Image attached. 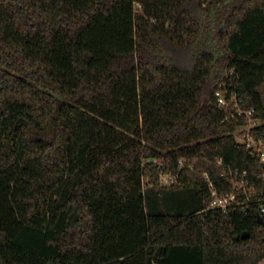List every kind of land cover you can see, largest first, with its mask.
Wrapping results in <instances>:
<instances>
[{
	"label": "trees",
	"instance_id": "16d2710c",
	"mask_svg": "<svg viewBox=\"0 0 264 264\" xmlns=\"http://www.w3.org/2000/svg\"><path fill=\"white\" fill-rule=\"evenodd\" d=\"M207 1L0 0V264L264 260L204 177L261 168L214 91L264 120V0L216 36Z\"/></svg>",
	"mask_w": 264,
	"mask_h": 264
},
{
	"label": "built area",
	"instance_id": "2783aa9c",
	"mask_svg": "<svg viewBox=\"0 0 264 264\" xmlns=\"http://www.w3.org/2000/svg\"><path fill=\"white\" fill-rule=\"evenodd\" d=\"M232 72V70H230ZM218 104L231 106L226 117H240V122L232 131L234 138L245 145L248 150L259 158L261 168L254 174L247 169L227 168L221 173L225 182H230V190L220 191L208 173L204 177L208 182L211 200L210 208L227 213L230 210L247 212L256 208L257 214L264 219V120L256 114L254 107L244 108L240 105L236 93L218 87L214 91ZM218 163H222L218 159ZM178 180L177 173L168 171L160 175V183L170 185Z\"/></svg>",
	"mask_w": 264,
	"mask_h": 264
},
{
	"label": "flooded vegetation",
	"instance_id": "af4514ba",
	"mask_svg": "<svg viewBox=\"0 0 264 264\" xmlns=\"http://www.w3.org/2000/svg\"><path fill=\"white\" fill-rule=\"evenodd\" d=\"M240 1L245 3L247 0H213L210 13L215 23L217 24L218 22L225 20L229 7L232 4H238Z\"/></svg>",
	"mask_w": 264,
	"mask_h": 264
},
{
	"label": "water",
	"instance_id": "95a60500",
	"mask_svg": "<svg viewBox=\"0 0 264 264\" xmlns=\"http://www.w3.org/2000/svg\"><path fill=\"white\" fill-rule=\"evenodd\" d=\"M212 1H213V0H209V1H207L206 5H205L206 9H207L209 12H211V9H209V4L212 3ZM216 1H217V0H216ZM242 3H243V1H240L238 4H232V5L229 7V9H228V13H227L226 16H225V19H227V18L231 15V13H233V11H234V9H235L236 7L241 6ZM216 32H217V29L215 30V34H216ZM257 220H258V222H259L262 226H264V219L261 218V216H258ZM247 236H248V232H247V231H244V232H242L240 235H235V238H239V237H241V238H245V237H247Z\"/></svg>",
	"mask_w": 264,
	"mask_h": 264
},
{
	"label": "rangeland",
	"instance_id": "374dc122",
	"mask_svg": "<svg viewBox=\"0 0 264 264\" xmlns=\"http://www.w3.org/2000/svg\"><path fill=\"white\" fill-rule=\"evenodd\" d=\"M205 5H206V3H205ZM211 6H212V3L209 4V9H211ZM219 26H220V22H218V23L216 24V28H215V30L217 29V32H216V34H215V31H214V35H215V36H216L217 33H218V28H219ZM259 264H264V260H262Z\"/></svg>",
	"mask_w": 264,
	"mask_h": 264
}]
</instances>
